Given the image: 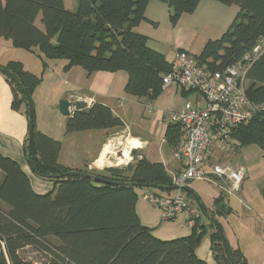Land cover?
Instances as JSON below:
<instances>
[{"label": "trees", "instance_id": "1", "mask_svg": "<svg viewBox=\"0 0 264 264\" xmlns=\"http://www.w3.org/2000/svg\"><path fill=\"white\" fill-rule=\"evenodd\" d=\"M73 1L75 10L67 9L64 0H0V37L10 39L16 47L39 49L46 59H68L71 65H80L89 73L126 70V93L153 102L163 91V78L170 72L171 62L149 46L147 35L135 30L148 20L146 11L151 0ZM158 1L170 7L173 26L184 14L195 12L201 2ZM216 1L237 5L240 10L222 36L209 39L196 56L200 64L223 71L264 39V0ZM39 17L43 29L37 25ZM0 70L12 85V107L20 110L24 105L29 115L27 152L31 164L37 174L52 180L56 187L45 194L35 192L20 164L0 153V264H211L197 256L207 233L198 221L190 235L162 240L142 224L137 214V187L174 189L164 163L139 158L134 151L128 165L103 172L66 167L59 161L62 142L36 126L32 93L41 77L18 62ZM247 80V96L264 106V54L249 68ZM123 126V120L109 106L96 102L87 107L78 102L68 118L67 133ZM180 129L179 124L167 127L171 148L178 141ZM232 139L239 147L256 144L264 151V108L236 127ZM262 193L264 197V190ZM224 208L217 201L218 212ZM211 226L216 264H248L241 249L231 247L226 239L228 258L221 224L213 222ZM28 247L45 253V261L24 258L21 252Z\"/></svg>", "mask_w": 264, "mask_h": 264}, {"label": "crops", "instance_id": "2", "mask_svg": "<svg viewBox=\"0 0 264 264\" xmlns=\"http://www.w3.org/2000/svg\"><path fill=\"white\" fill-rule=\"evenodd\" d=\"M64 1L67 9L75 10V1ZM210 2L212 1L201 0L195 12L184 14L178 24L173 26L170 7L161 1L151 0L146 11L148 20L135 30L147 35L150 43L154 39L152 33L156 32L157 25L168 23L171 26V38L167 41L171 43V51H161L167 60L171 62L180 50L199 55L210 39L211 31L207 28L215 24L208 13L218 7ZM37 25L43 29L41 17ZM169 53L172 59L169 58ZM13 62L22 63L25 70L41 77V82L32 93L36 126L40 132L62 142L59 161L66 167L103 172L110 167L128 165L132 162L133 152L137 151L151 162L164 163L171 176L180 171L181 164L173 158L171 146L167 143L166 132L169 124L161 111L166 108L180 111L188 103L205 107L206 102L200 92L172 86L163 89L148 106L147 99L126 93L129 79L126 70H97L89 73L80 65H71L68 59H46L39 49L30 51L16 47L10 39L1 36L0 68ZM64 99L72 103L69 115L63 114L60 109V103ZM164 100L168 103L166 107L161 103ZM12 102V85L0 70V153L20 164L29 176L35 192H52L56 188L54 182L40 176L31 168L27 152L30 120L26 107L23 105L20 110H15ZM78 102L87 107L96 102L109 106L123 120L124 126L67 133L68 118L76 110ZM136 128L140 131H136ZM221 145L214 147L208 167L212 162L217 164L224 159L235 170H244L245 180L240 190L233 195L209 181H202L212 185L213 189L209 193L199 190L194 182L180 190L181 195L193 206L203 207L207 211V215L203 213L198 218L199 224L205 226L207 233L197 248V256L216 264L210 237L214 229L211 223L215 220L221 224L230 246L241 249L248 264H264V151L256 144L243 147L238 145L235 149ZM137 188V214L142 224L152 229L155 237L171 240L192 233L193 226L189 224L188 212L179 214L171 222H163L161 210L146 201ZM158 191L163 195L178 193L177 189ZM189 193L193 197L188 196ZM217 201L225 207L220 213L216 209Z\"/></svg>", "mask_w": 264, "mask_h": 264}, {"label": "built area", "instance_id": "3", "mask_svg": "<svg viewBox=\"0 0 264 264\" xmlns=\"http://www.w3.org/2000/svg\"><path fill=\"white\" fill-rule=\"evenodd\" d=\"M263 54L264 39L240 61L223 71H214L200 64L195 54L185 50L174 56L170 72L164 75L163 89L178 86L187 91H198L203 95L206 106L188 103L180 111L169 109L163 114L168 124H179L181 128L178 141L171 148L173 158L181 164L180 171L172 174L178 193L163 195L150 188L143 192V198L161 210L163 220H173L188 212L189 224L196 225L202 214L201 208L193 206L180 193L192 181L215 183L230 195L240 190L245 180L244 170H235L229 165L208 167L207 164L214 147L230 141L236 127L249 122L264 108L262 104L252 102L246 92L247 72Z\"/></svg>", "mask_w": 264, "mask_h": 264}, {"label": "rangeland", "instance_id": "4", "mask_svg": "<svg viewBox=\"0 0 264 264\" xmlns=\"http://www.w3.org/2000/svg\"><path fill=\"white\" fill-rule=\"evenodd\" d=\"M212 2L210 3H214V5H216L218 8L216 9H211L210 10V19L215 22V24H211L210 28V39H218L222 36V34L229 28L230 24L232 23L233 19L235 18L236 14L238 13V11L240 10V8L237 5H226L223 4L219 1L216 0H210ZM185 23V22H184ZM158 28H156V32L154 31V39L149 43V46H151L152 48H155L156 50L162 51V50H166V51H171L169 48V45H171L170 41H167L168 39L171 38V35L169 34L171 26L168 23H164L162 22L160 25H157ZM160 37H162L163 39H159ZM171 53H169V58L172 59L171 57ZM249 85V82H248ZM163 106H167V102L164 100L163 102H161ZM153 108L155 109L156 107L153 106ZM169 108L163 109L162 114H164L165 111H168ZM138 128H136L135 130L137 131ZM140 131V129H138ZM239 144H237V142L235 141V139H232L230 141H228L227 143L222 144L221 146H229L232 149H235L236 147H238ZM220 146V147H221ZM220 150H222L223 148H219ZM235 151V150H232ZM226 161L223 160H219L217 162V164H214V162H212V165H229L233 168V166L229 163H225ZM124 166V165H123ZM234 169V168H233ZM195 183V186L206 193H209L210 191H212L213 187L212 185H210L207 182H202V181H192L190 183ZM189 183V184H190ZM231 184L228 185V187H230ZM137 191L140 192V194L143 196V192H144V188L138 187ZM189 196V195H188ZM187 196V197H188ZM191 197V196H190ZM193 197V195H192ZM195 202L197 203V200H195ZM174 220V219H173ZM173 220H163V222H171ZM22 256L28 260H32V261H36V262H42L45 261L46 259V255L43 252H39L34 250L33 248H25L24 250H22L21 252Z\"/></svg>", "mask_w": 264, "mask_h": 264}, {"label": "water", "instance_id": "5", "mask_svg": "<svg viewBox=\"0 0 264 264\" xmlns=\"http://www.w3.org/2000/svg\"><path fill=\"white\" fill-rule=\"evenodd\" d=\"M8 74H10L11 76H12V74L11 73H9V72H7ZM13 77V76H12ZM17 83H19V82H17ZM23 89V88H22ZM72 106V103L69 101V100H67V99H64V100H62L61 101V103H60V109H61V112L63 113V114H65V115H69L70 114V107ZM32 113V109L30 108V114ZM30 140H31V136H30ZM29 161H30V164H31V159H29ZM31 168L34 170V168H33V166H32V164H31ZM35 171V170H34ZM92 178H94V179H96V180H98V181H101L102 179L101 178H97V177H95V176H92ZM129 185H133V186H136L134 183H129ZM144 187H146V188H156V189H161V190H163L164 188L163 187H158V186H156V185H149V186H144ZM174 189H176L175 187H173ZM202 214L204 213L205 215H207L206 213H205V211L203 210V208H202ZM211 219H213V218H211ZM214 221V223L217 225L218 223L215 221V220H213ZM220 231H221V234H222V237H223V243H224V247H225V250H226V252H227V256H228V258H230V256H229V253H228V247H227V244H226V237H225V234H224V232H223V230L220 228Z\"/></svg>", "mask_w": 264, "mask_h": 264}]
</instances>
